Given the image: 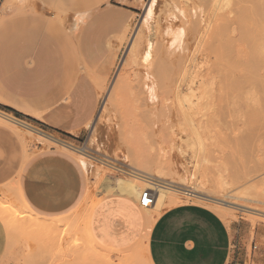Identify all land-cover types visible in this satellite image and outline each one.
<instances>
[{"label":"rangeland","instance_id":"rangeland-1","mask_svg":"<svg viewBox=\"0 0 264 264\" xmlns=\"http://www.w3.org/2000/svg\"><path fill=\"white\" fill-rule=\"evenodd\" d=\"M213 1L217 4L210 7L213 26L206 41L198 44L187 0H8L6 5L0 0V65L7 59L9 68V74L0 72V92L20 90L14 71L22 83L34 80L30 63L45 41L40 55L45 72L37 77L46 84L29 105L76 129L69 136L11 114L6 107L0 106V113L82 151L47 140L29 125L0 120V126L19 133L26 162L51 152L62 154L78 164L84 179L78 204L53 217L23 204L17 183L0 189V220L8 235L5 264H147L141 245L112 259L114 251L97 242L95 216L108 203L130 208L144 227L142 242L151 228L147 212L157 218L178 205H202L234 231L241 226L234 239L241 259L253 261L255 245L259 257V250H264V19L261 25L256 21L264 16V1ZM255 4L257 11L262 8L261 17H253ZM202 18L197 15L196 27ZM32 26L37 27L38 38L33 44ZM63 107L71 110L61 114ZM72 107L84 111L86 118ZM140 154L155 157L152 161L159 164L158 169L146 170V176L195 197L173 191L148 210L133 197L107 187L106 180L121 179L141 185V192L153 190L152 184L130 174H138L135 162ZM202 195L250 203L255 209H248L250 213L235 205L228 209L197 198ZM44 224L46 230H41Z\"/></svg>","mask_w":264,"mask_h":264},{"label":"crops","instance_id":"crops-1","mask_svg":"<svg viewBox=\"0 0 264 264\" xmlns=\"http://www.w3.org/2000/svg\"><path fill=\"white\" fill-rule=\"evenodd\" d=\"M31 21L34 22L35 19ZM31 28L35 31L31 37L33 44L38 39L37 27ZM45 46L44 41L39 56L36 54L30 63L34 70V80L22 83L19 81L18 72L14 71L13 74L16 75L14 81L22 86L19 85L20 90L15 94L0 92V106L13 110L11 114L20 113L22 117L38 126L69 135L68 133L73 132L76 126L66 121H56L53 113H44L29 105L33 100V94L46 84L37 77L45 72V66L40 58ZM7 67L5 59L0 65V72L9 74ZM72 108L82 115L83 120L86 118V113L80 108ZM63 109L59 110L61 114L69 113L65 111L67 109L71 110L66 107ZM11 119L29 125L14 117ZM83 120L80 122L83 123ZM6 127L0 126V189L17 183L23 204L44 217L60 216L72 210L81 199L84 186L83 174L78 164L73 159L55 152L26 162L21 136L13 128L8 127L9 130ZM131 197L136 202L140 200V197ZM40 215L37 216L41 217ZM157 215L159 216L155 218L156 216L150 212L146 213L145 218L151 223V228L147 238L142 242L144 227L132 216L130 208L108 203L97 211L93 233L100 246L114 251L112 259H120L125 250L136 249L141 245V258L146 260L147 264H230L233 261L247 260V256L243 260L234 251V239L237 233H241V226L238 225V231H234L218 213L202 205L182 204ZM7 248L8 235L5 225L0 220V264L6 263L4 258ZM254 249L253 261L264 262V250H259L257 258L256 245Z\"/></svg>","mask_w":264,"mask_h":264},{"label":"bare ground","instance_id":"bare-ground-1","mask_svg":"<svg viewBox=\"0 0 264 264\" xmlns=\"http://www.w3.org/2000/svg\"><path fill=\"white\" fill-rule=\"evenodd\" d=\"M8 0H5L4 2H3V4H7L6 2H7ZM16 1V0H15ZM172 1H175V0H172ZM243 2H248V4L251 2V0H242ZM260 1V0H259ZM264 1V0H263ZM214 1L213 0H187V2H186V6L188 7V9H189V11H190V13H189V16H190V21H191V23L193 24V30H194V33L197 31V33H195L196 35H197V38H196V43L198 42V44L199 43H202L203 42V40L204 41H206L205 40V38L207 37V34H208V31H209V27H210V25L211 26H213L212 24H211V22L213 21L212 20V13H211V8L210 7H212L211 5H212V3H213ZM216 2H217V0H216ZM239 2V1H238ZM245 2V3H246ZM262 2V1H261ZM12 3H14V1H12L10 4H12ZM180 3V2H179ZM215 3V2H214ZM218 3H219V1H218ZM253 4V3H252ZM215 5H217L216 3H215ZM220 5V4H219ZM242 4H240V6H241ZM263 5V4H262ZM214 6V5H213ZM235 6V5H234ZM254 5H252V7H253ZM256 6H257V4H255V7H254V10L256 9V11H255V16H253V17H263V18H259V20H260V22H257L255 19V21H256V24H259L260 23V25H261V21L264 19V16L263 15H261V10H262V8H261V10H259L258 9V11H257V8H256ZM235 7H237V9L236 10H239L238 9V6H235ZM260 7V6H259ZM3 8V7H2ZM9 8V7H8ZM7 8V9H8ZM178 8V7H177ZM180 9V8H179ZM213 9V8H212ZM217 9V8H216ZM216 9H215V11H216ZM253 9V8H252ZM251 9V10H252ZM201 11V14H203V18H202V22H201V25H199V26H197L196 27V23H195V21H196V17H197V15L198 16H200L201 14L199 13L198 14V11ZM221 10V9H220ZM234 10H235V8H234ZM241 10V9H240ZM263 10H264V8H263ZM2 11H3V9H2ZM176 11H177V9H176ZM187 11V10H186ZM3 12H5V10L3 11ZM217 12V11H216ZM222 12V11H221ZM254 12V11H253ZM215 12H214V16H215ZM219 14V13H218ZM257 14V15H256ZM258 14H260L261 16H259ZM264 14V13H263ZM234 15V14H233ZM232 15V16H233ZM237 15V14H236ZM219 16H221V14L219 15ZM180 18V17H179ZM216 18H217V14H216ZM235 18V17H234ZM246 19V18H245ZM258 19V18H257ZM262 19V20H261ZM0 20H1V17H0ZM181 21H182V19H181ZM185 21V20H184ZM234 20H232V22H233ZM255 21H253V19H252V22H253V24L255 23ZM236 22V21H235ZM237 23V22H236ZM239 23V22H238ZM248 23H250L249 21H248ZM247 22H246V26L247 27H250V25L248 24ZM195 24V25H194ZM240 24H241V21H240ZM243 24H244V22H243ZM249 26H248V25ZM215 25V24H214ZM238 25V24H237ZM260 25H258V26H260ZM258 26H257V29H258ZM240 27V26H239ZM243 27V26H242ZM264 27V26H263ZM215 28V27H214ZM241 28V27H240ZM261 28V27H260ZM259 28V34H258V36L259 37H261V35L263 34V31L261 30ZM245 29H246V27H245ZM244 29V30H245ZM255 29H256V27H255ZM252 29H251V27H250V31H251ZM217 31V30H216ZM243 31V30H242ZM260 31H262V34L260 33ZM258 32V31H257ZM194 33H193V36H194ZM254 33H255V30H254ZM254 33H253V35H254ZM251 34V33H250ZM253 35L252 36H250L249 37V39L250 40H252L251 39V37L253 38ZM208 36H209V34H208ZM258 36H257V38L255 37V39H259L258 38ZM264 36V35H263ZM192 37V36H191ZM210 38V37H209ZM198 40V41H197ZM208 41H209V39H208ZM257 41V40H256ZM261 41V40H260ZM255 42V41H254ZM191 43V42H190ZM205 43V42H204ZM252 43H253V41H252ZM251 43V44H252ZM260 43V42H259ZM254 44V43H253ZM213 45V44H212ZM256 45V44H255ZM255 45H254V49L255 48H257V47H255ZM260 45H261V43H260ZM198 46H200V45H198ZM252 46V45H251ZM188 47V46H187ZM248 47V46H247ZM206 48V47H205ZM246 48V47H245ZM259 48V47H258ZM249 49V48H248ZM250 50L252 51L253 50V47H251L250 48ZM188 51V50H187ZM201 51V50H200ZM211 51V50H210ZM245 51V50H244ZM191 52V51H190ZM208 52V51H207ZM247 52V54H248V51H246ZM250 52V51H249ZM198 53H199V50H198ZM201 53V52H200ZM254 53V55H255V52H253ZM242 54V53H241ZM201 55V54H200ZM207 55V54H206ZM246 55V54H245ZM250 55V54H249ZM254 55H252V56H254ZM252 56H251V58H252ZM188 57V56H187ZM247 57V56H246ZM249 57V56H248ZM193 58V57H192ZM250 58V59H251ZM247 59V58H246ZM254 61H256L255 59H253ZM257 60H258V58H257ZM196 61H197V58H196ZM207 61V60H206ZM211 61V60H210ZM247 61H250L249 59H247ZM254 61H253V64L254 65H256L255 63H257V62H255L254 63ZM203 63V62H202ZM239 63V62H238ZM244 63V62H243ZM197 64V63H196ZM215 64V63H214ZM199 65H201V64H199ZM245 65H246V63H245ZM240 66H242V64H241V61H240ZM250 68V67H249ZM248 68V69H249ZM251 68L252 69H254V72L256 71L255 70V68L253 67V66H251ZM154 69V68H153ZM156 69V68H155ZM257 69V68H256ZM156 71H157V73H158V71H159V69L157 70L156 69ZM156 71H155V74H156ZM249 71L250 70H248L247 71V75H248V73H249ZM153 72V71H152ZM251 72V71H250ZM154 74V73H153ZM252 74H254V75H251V76H255V73H252ZM157 75V74H156ZM249 75H250V73H249ZM154 76V75H153ZM157 77H159L158 75H157ZM156 77V79L158 80L159 78H157ZM155 78V77H154ZM248 78H249V76H248ZM253 78V77H252ZM254 79H255V77H254ZM152 89V88H151ZM153 90V89H152ZM192 91V90H191ZM154 94V93H153ZM184 99V101H185V97L183 98ZM12 117L11 116H8V115H6V114H3V113H0V120H2V122L3 121H5V122H9V123H11V124H14V125H21L22 127H28V125H25V124H23V123H21V122H19V121H15L14 119H11ZM197 122V121H196ZM198 123V122H197ZM185 127H186V129H187V124L185 123ZM199 127V126H198ZM17 128V127H16ZM18 129V128H17ZM25 129V128H24ZM27 129V128H26ZM29 129L31 130V131H33V132H37L39 135H41L43 138L44 137H46L47 138V140H51V141H54V142H56L57 144H60V145H62V147L64 146L65 148H67V149H69V150H72V151H77V152H81L82 150H79L78 148H75L72 144H69V143H65V142H63V141H61V140H58V139H54V137H50V136H48L47 134H43V133H41V132H39L38 130H36V129H34V128H30V126H29ZM188 129H189V127H188ZM19 130H20V128H19ZM188 131V130H187ZM19 134V133H18ZM23 135H24V133H23ZM23 135H22V137H23ZM26 135V134H25ZM28 140H29V138H28ZM23 143V142H22ZM135 154H136V152H134ZM81 154H84V153H81ZM86 154V153H85ZM137 154H139V152L137 153ZM142 154H144V153H142ZM142 154H140L141 155V157L139 158L140 159V161L139 162H135V164H138V168L137 169H135L136 171H138V175L141 177H136L138 180H141L142 182H146V183H149V184H152V186H151V188L153 189V190H155V192H154V201H153V204H152V206H151V208L154 206V205H159V203L161 202V201H163L166 197H167V195L168 194H171L172 192H173V189H171V187L173 186V185H171V184H164V183H160L157 179H155V178H153V177H150V176H153V175H150V174H148V176H146V170H150V169H152V168H155V167H157L159 164L158 163H156V165H155V163L152 161V159L154 160V158H152L151 157V155L150 156H147L146 157V154H145V156H142ZM154 156H155V154H154ZM158 156V155H157ZM136 157H139V156H136ZM159 157V156H158ZM158 164V165H157ZM139 166L140 167H142V168H139ZM153 166V167H152ZM155 166V167H154ZM152 167V168H151ZM159 167V166H158ZM158 167H157V169H158ZM145 171H144V170ZM148 172V171H147ZM137 174V173H136ZM145 174V175H144ZM141 181H139V183L141 182ZM141 182V183H142ZM106 183H107V187H110V188H112V189H114V190H116V191H119V192H122V193H125V194H127V195H129V196H136V197H141V191L143 190V188L141 189L140 188V186L138 185V184H136V183H134V182H132V181H127V180H121V179H114V180H106ZM146 183H144V184H146ZM154 186V187H153ZM179 188V187H178ZM183 189V188H182ZM182 193H184V195H186V196H189V197H195V195L192 193V192H189V191H186L185 189L182 191ZM225 197L226 198H228V199H230V198H233L234 196L233 195H225ZM198 199H203V200H205V201H207V202H212V204H214V203H216V204H218V205H221V207H222V205L223 206H225L226 208H233L232 207V205L234 206H239L238 208H244L245 210L244 211H247L248 209L250 210H254L255 209V207H253V209H252V207H250L249 206V202H250V200H248L249 202H245V204L246 203H249L248 205L246 204V205H244V204H241V203H237V202H235V201H233V202H231V201H226L225 199H216V198H213L212 196H206V195H202V196H198L197 197ZM234 198H236V197H234ZM236 199H239V197L238 198H236ZM242 199V198H241ZM247 201V200H246ZM251 202H253L252 200H251ZM259 203H262V202H259ZM86 204V203H85ZM252 204V203H251ZM257 205V204H256ZM256 205H252V206H256ZM224 207V208H225ZM145 209V208H144ZM147 209H150V208H147ZM234 209V208H233ZM23 210V209H22ZM232 210V209H231ZM249 210H248V212H249ZM251 211V212H252ZM244 213V212H243ZM250 213V212H249ZM81 214V213H80ZM29 218H31V217H29ZM40 219V218H39ZM42 219V218H41ZM38 221V220H37ZM48 221V220H47ZM80 222V221H79ZM34 223V222H33ZM40 224H41V221L39 222ZM50 224V223H49ZM38 227V226H37ZM39 227H40V229H41V226L39 225ZM38 227V228H39ZM47 227V226H46ZM46 227H45V224H44V226L42 227V229L41 230H46ZM44 228V229H43ZM50 228V227H49ZM75 229H76V227H75ZM34 230H35V227H34ZM39 229H37V231H38ZM40 232V231H39ZM50 233H51V231H50ZM53 232H52V236H53ZM36 235V234H35ZM51 235H49L50 237H51ZM55 236V235H54ZM65 258V257H64Z\"/></svg>","mask_w":264,"mask_h":264},{"label":"built area","instance_id":"built-area-1","mask_svg":"<svg viewBox=\"0 0 264 264\" xmlns=\"http://www.w3.org/2000/svg\"><path fill=\"white\" fill-rule=\"evenodd\" d=\"M120 172L126 173V171L123 172L121 170H120ZM127 172H129V171H127ZM130 174L132 176H135V177H140L135 172H130ZM171 188L173 189L174 192H176L178 194H182V195L184 194V193H182L181 189H178L176 187H171ZM153 201H154V190H151L150 188H148L141 193V197L139 200V206L141 208H145V209L151 208ZM230 264H264V262L252 261L250 259V260H244V261H233Z\"/></svg>","mask_w":264,"mask_h":264},{"label":"trees","instance_id":"trees-1","mask_svg":"<svg viewBox=\"0 0 264 264\" xmlns=\"http://www.w3.org/2000/svg\"><path fill=\"white\" fill-rule=\"evenodd\" d=\"M9 112H13V110H11V109H9V108H6ZM16 115H18L19 117H21V114L20 113H18V112H16L15 113Z\"/></svg>","mask_w":264,"mask_h":264}]
</instances>
